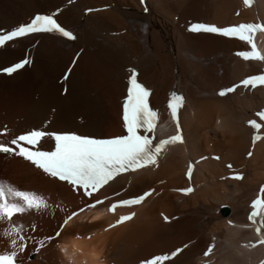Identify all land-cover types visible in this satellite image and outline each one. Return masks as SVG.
Masks as SVG:
<instances>
[{"label":"bare ground","instance_id":"1","mask_svg":"<svg viewBox=\"0 0 264 264\" xmlns=\"http://www.w3.org/2000/svg\"><path fill=\"white\" fill-rule=\"evenodd\" d=\"M146 3L148 13L138 0H0V33L27 23L35 13L55 11L76 33L73 41L43 34L0 49V70L27 53L33 57L31 66L11 76L0 75V143L30 130L97 138L124 135L121 99L126 95L129 70H135L138 82L152 90L155 108L165 111L174 93L185 101L183 143L165 150L156 165L119 177L99 196L84 201L118 193L116 199H122L154 190L136 208L134 219L110 230L106 227L114 214L101 206L105 218L92 223L73 220L59 238L48 241L65 218L84 205L81 196L68 183L43 174L23 158L0 153V182L34 193L48 204L47 209L15 216L12 222L0 221V255L13 251L12 239L17 240V251L22 243L15 235H5L13 226L23 228L28 243L25 253L18 251L22 264H142L178 248L183 251L165 264H200L211 245L213 254L206 259L210 264H254L263 255L260 248L249 251L247 242L258 239L239 227L246 223L247 204L264 182V137L254 145L253 156L245 157L254 137L247 122L264 106V88L245 95L241 89L219 95L244 77L261 74L263 64L234 55L248 49L243 42L193 34L187 27L192 22L225 27L264 19V0H256L250 8L241 0ZM87 9L94 11L86 14ZM53 146L45 139L41 147ZM213 155H219V161ZM189 160L198 162L192 178L196 190L182 196L175 190L190 183L185 175ZM228 165L241 169L243 179L223 181L231 169ZM223 204L230 207L226 216L220 211ZM162 212L173 217L172 222L165 223ZM227 219L235 226L229 227ZM77 235L82 238L75 240ZM68 241L74 247L61 249V243ZM40 242L44 247L38 250Z\"/></svg>","mask_w":264,"mask_h":264},{"label":"snow or ice","instance_id":"2","mask_svg":"<svg viewBox=\"0 0 264 264\" xmlns=\"http://www.w3.org/2000/svg\"><path fill=\"white\" fill-rule=\"evenodd\" d=\"M140 2L143 4L145 0H140ZM251 2L252 0H244L246 6H250ZM145 11H147V8ZM56 14L36 15L29 23L19 25L14 30L0 33V48L5 47L8 42L37 33L58 34L68 40H74L76 37L73 33L66 30L57 22L55 19ZM188 31L192 33L216 34L246 42L250 46V50L237 52L236 55L245 61L264 62V54L258 50L257 43L254 40L257 32H264V25L262 24L242 23L221 28L215 25L193 23L189 26ZM31 62L28 57H25L22 61L3 68L2 71L4 74L11 76L18 70L25 68L26 65H30ZM128 84L127 99L123 105L122 115L126 135L110 139H98L75 133H52L41 130H30L11 140L10 143L15 148L0 144V153L22 157L48 176L67 182L73 186L74 190H82L83 194L89 198L121 174L137 172L146 167L156 165L159 156L166 150L167 146L183 143V138L179 134L178 112L184 105V97L174 93L169 97L166 105L172 119L177 123V134L169 139L161 140L158 144L154 145L149 135L140 134L141 129L148 133H154L159 119V112L153 110L149 104L150 90L138 82L135 70H129ZM241 85L244 88L251 86L253 89L258 85L264 86V75L246 78L241 81ZM241 85L221 90L219 95L225 96L235 92L236 87ZM257 116L261 121H264V111L257 113ZM249 124L256 132H259L262 127L256 120L249 121ZM46 136L51 137L55 141V148L52 151L40 150L38 147L40 141ZM259 139H261L259 135L253 137L254 141ZM248 155L251 156V153ZM228 167L231 168L232 166L228 165ZM187 175L190 179L192 165H189ZM233 179L240 180L243 177L236 175ZM192 191V188L183 190L185 195L190 194ZM260 193L261 195L251 203L253 211L248 217L253 223H257L259 219V226L255 229L258 236L261 234L262 229H264V187L260 189ZM151 194V192H148L135 199L117 201L111 204L107 208V211L115 213L119 207L139 205ZM9 197L15 202H10ZM103 203V200H96L94 203L88 204L87 207L96 208ZM47 208L48 204L42 197L31 192L19 191L0 184V221L6 220L12 222L13 217L17 214H24L32 210L40 212ZM80 211H84V209L82 208ZM77 215H79L77 212L69 215L64 221L65 225ZM134 216L135 213L120 216L115 223L109 225V228L117 227L126 221H130ZM22 231V227L13 226L5 235L8 237L15 235L19 237L20 241H23L24 237L20 236ZM56 236L59 237L60 232H57ZM88 238L91 239V237ZM40 243L43 247V242ZM259 243L264 245V238L260 239ZM11 244L13 251L0 255V264H15L18 251L23 252L26 247L24 243H20L17 251L16 239H12ZM212 250V247H209L204 255L208 256ZM182 251L183 249H177L170 255H158L152 259L143 261L142 264H165L166 261L172 260Z\"/></svg>","mask_w":264,"mask_h":264},{"label":"rangeland","instance_id":"3","mask_svg":"<svg viewBox=\"0 0 264 264\" xmlns=\"http://www.w3.org/2000/svg\"><path fill=\"white\" fill-rule=\"evenodd\" d=\"M251 18H253V17H251ZM2 133H3V132H0V138L3 137ZM262 166H263V165H262ZM0 184H2V183L0 182ZM2 185H3V184H2ZM200 187H202V186L200 185ZM50 234H51V233H50ZM32 258H33V257H32ZM34 258H35V257H34Z\"/></svg>","mask_w":264,"mask_h":264}]
</instances>
